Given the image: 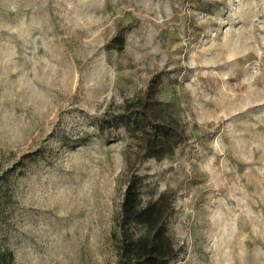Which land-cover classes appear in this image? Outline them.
Returning a JSON list of instances; mask_svg holds the SVG:
<instances>
[{"label": "rangeland", "instance_id": "rangeland-1", "mask_svg": "<svg viewBox=\"0 0 264 264\" xmlns=\"http://www.w3.org/2000/svg\"><path fill=\"white\" fill-rule=\"evenodd\" d=\"M155 76L186 137L142 160L95 120ZM133 171L174 197L171 264H264V0H0V250L116 264Z\"/></svg>", "mask_w": 264, "mask_h": 264}, {"label": "trees", "instance_id": "trees-1", "mask_svg": "<svg viewBox=\"0 0 264 264\" xmlns=\"http://www.w3.org/2000/svg\"><path fill=\"white\" fill-rule=\"evenodd\" d=\"M127 30L120 28L111 47L122 50ZM152 78L146 91L128 101L118 113L105 112L95 123L101 134L124 128L138 145L142 160L163 158L172 154L176 145L185 140L179 119L166 116L168 107L158 98L160 77ZM89 138H77L72 147L87 143ZM145 176L131 172L120 205L118 218V259L116 264H171L182 250L169 234L174 213V197L168 192L145 200ZM0 264H14L10 249L0 250Z\"/></svg>", "mask_w": 264, "mask_h": 264}]
</instances>
